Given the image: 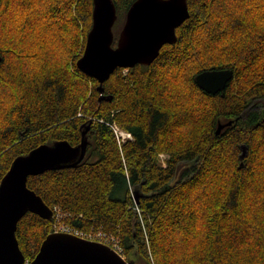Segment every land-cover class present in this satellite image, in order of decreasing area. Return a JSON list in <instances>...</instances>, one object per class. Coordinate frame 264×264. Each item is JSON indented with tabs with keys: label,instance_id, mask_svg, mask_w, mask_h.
<instances>
[{
	"label": "trees",
	"instance_id": "1",
	"mask_svg": "<svg viewBox=\"0 0 264 264\" xmlns=\"http://www.w3.org/2000/svg\"><path fill=\"white\" fill-rule=\"evenodd\" d=\"M135 1L114 0V46ZM187 1L176 40L101 91L77 64L94 0H0V183L16 157L87 131L77 166L28 179L68 228L102 229L134 264H264V0ZM222 68L224 91L196 83ZM111 121L134 140L120 147ZM54 224L20 219L27 261Z\"/></svg>",
	"mask_w": 264,
	"mask_h": 264
},
{
	"label": "water",
	"instance_id": "2",
	"mask_svg": "<svg viewBox=\"0 0 264 264\" xmlns=\"http://www.w3.org/2000/svg\"><path fill=\"white\" fill-rule=\"evenodd\" d=\"M189 17L187 0H136L114 46L115 2L94 0L93 25L77 64L99 81L102 91V84L117 68L152 63L166 43L176 40L177 28ZM233 76L232 68L210 69L198 73L195 81L203 90L216 94L225 90ZM225 125L220 123L217 133ZM88 143L87 131H83L77 145L67 140L41 144L14 159L0 183V264H134L110 245L65 231L48 234L31 262L20 248L16 233L24 215L33 212L46 219L53 217V209L28 186L29 177L77 166L86 155ZM246 155L243 146L241 158Z\"/></svg>",
	"mask_w": 264,
	"mask_h": 264
},
{
	"label": "built area",
	"instance_id": "3",
	"mask_svg": "<svg viewBox=\"0 0 264 264\" xmlns=\"http://www.w3.org/2000/svg\"><path fill=\"white\" fill-rule=\"evenodd\" d=\"M108 124L111 127V129L113 130L115 137L117 139V142L120 145V147L122 145L126 144L128 141L134 140V136H133L132 132L122 128L116 121L108 122ZM62 215H63L62 213L57 212L56 209H53V217H55V224H54L55 231L71 232V233H74V234L79 235L81 237L110 245L123 258H125L122 249L119 247L118 239H116L114 237H110L108 234L104 233L102 229L92 230L91 232L78 231V230L73 231L70 228H68L66 226V224L62 221V219L64 217ZM58 222H62L65 225V228L59 229V227L57 226Z\"/></svg>",
	"mask_w": 264,
	"mask_h": 264
},
{
	"label": "rangeland",
	"instance_id": "4",
	"mask_svg": "<svg viewBox=\"0 0 264 264\" xmlns=\"http://www.w3.org/2000/svg\"><path fill=\"white\" fill-rule=\"evenodd\" d=\"M164 160H165V156L164 155H161L162 164L165 165V161ZM57 226L59 227V229L65 228V225L62 222H58Z\"/></svg>",
	"mask_w": 264,
	"mask_h": 264
},
{
	"label": "bare ground",
	"instance_id": "5",
	"mask_svg": "<svg viewBox=\"0 0 264 264\" xmlns=\"http://www.w3.org/2000/svg\"><path fill=\"white\" fill-rule=\"evenodd\" d=\"M126 15H127V14H126ZM21 68H23V66H22ZM23 69H24V68H23ZM23 69H22V70H23ZM19 70H20V69H19ZM25 70H27V68L24 69V71H25ZM24 71H23V72H24ZM115 72H116V71H115ZM117 72H118V71H117ZM19 73L21 74L22 72L20 71ZM120 73H121V72H120ZM22 74H24V73H22ZM116 74H117V73H116ZM113 75H114V74H113ZM111 77H112V76H111ZM114 78H116V76H115ZM91 79H92V78H91ZM94 79H96V78H94ZM94 79H93V80H94ZM111 79H113V78H111ZM111 79H110L109 81H112ZM93 80H91V81H93ZM96 80H97V79H96ZM105 82H107V81H105ZM88 83H89V82H88ZM93 83H94V82H93ZM97 83H98V82H97ZM94 84H95V83H94ZM104 86H105V85H104Z\"/></svg>",
	"mask_w": 264,
	"mask_h": 264
}]
</instances>
